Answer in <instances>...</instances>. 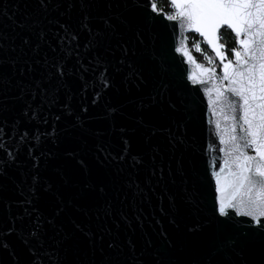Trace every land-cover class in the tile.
I'll list each match as a JSON object with an SVG mask.
<instances>
[{"label": "snow or ice", "instance_id": "snow-or-ice-1", "mask_svg": "<svg viewBox=\"0 0 264 264\" xmlns=\"http://www.w3.org/2000/svg\"><path fill=\"white\" fill-rule=\"evenodd\" d=\"M170 3L174 12L163 18L180 17L214 50L213 38L221 27L235 34L238 45L231 49L235 63H223L226 57L216 52L227 85L216 90L214 103L229 122L225 134L231 163L213 162L205 151L203 174L195 161L190 167L185 163L195 152V101L189 96L199 89L189 87L191 75L188 82L183 74L177 78L170 45L153 15L162 14L152 0L0 5V207H7L0 215V264H82L76 256L77 233H87L80 224L69 231L63 223L73 197L66 199L45 175L61 157L87 177L74 185L75 199L109 189L117 199L125 188L136 195V178L143 172L149 187L163 186L165 195L169 185H179L180 198L191 209L182 226L174 212L166 213L176 234L161 230L157 244L149 240L137 250L128 240L126 251L117 239L106 241L99 264H264V0ZM174 50L180 53L181 48ZM133 89L136 115L132 123L118 124L123 105L113 97ZM95 108H103L102 119L119 133L118 151L101 142L103 131L88 127ZM86 136L95 143L89 145ZM65 143L83 149L58 152ZM225 165L222 184V175L213 169ZM55 171L67 185L64 169ZM209 176L207 187L216 195L205 210L202 180ZM9 181L19 199H8ZM170 201L174 208V198ZM103 214H110V202ZM90 242L95 249V241Z\"/></svg>", "mask_w": 264, "mask_h": 264}, {"label": "water", "instance_id": "water-1", "mask_svg": "<svg viewBox=\"0 0 264 264\" xmlns=\"http://www.w3.org/2000/svg\"><path fill=\"white\" fill-rule=\"evenodd\" d=\"M170 1V0H169ZM7 2L9 5L16 3L17 0H0V5ZM21 7L25 3V0H20ZM152 3H154L152 1ZM155 4V3H154ZM11 14V9H9ZM162 15H155V18L160 21L157 26V31L164 37L169 47V57L174 58V71L177 74V78L183 74L185 82L189 75L192 76V81L189 82V87H195L199 89V93H190L189 98L194 100L192 117L195 128L194 149L195 152L188 159H186V166H191L192 161H195V166L198 171L203 174L205 161L208 157L203 155L205 151L211 152V158L213 162L219 158L220 164H223L225 160L231 163V159L227 154L229 147L228 137L225 134L228 121L224 120V114L221 112V105L216 101V90L223 87L220 75L210 67H206L199 63L195 56L188 51V45L186 42V34L195 33L201 37L209 51L214 55L220 65V74L223 76L222 62L216 55L219 51L224 55L225 47L220 42V31L224 28L221 27L216 36L213 38L216 49L214 50L211 45L202 37L199 33L180 23V17L175 20H166L163 17L166 16L164 12H158ZM6 22V21H5ZM0 30H3V24L0 23ZM234 34V33H233ZM235 35V34H234ZM182 41V43H181ZM175 47H180V53L175 52ZM225 56V55H224ZM226 57V56H225ZM230 60L225 59L223 63ZM235 63V60L232 61ZM205 69L211 70L205 71ZM225 86L227 85V81ZM138 94L135 89L131 92H121L119 96L113 97L114 103L123 105L121 109L123 112L122 116L117 117L118 124L128 125L132 123V117L136 115V105L133 101H137ZM76 103V101H74ZM215 111V114L213 112ZM93 116L95 117L88 124L93 130H100L104 132V136L101 138V142L111 143L112 151H118V132H112L109 125L102 119L104 115L103 108L92 109ZM211 121V124L209 123ZM220 124V128H216V124ZM211 127L213 134L209 135V128ZM221 138L224 139L225 143H221ZM89 145L95 143L92 137L86 136ZM83 149V145L79 143H65L62 144L58 152H64L65 149ZM218 148H224L225 152H219ZM91 158V157H90ZM62 167L64 169L65 178L68 183L65 185L64 180L55 171V168ZM218 174L223 176L228 172V166L225 165L223 168L215 167L213 169ZM46 177L50 178L55 186L60 187L62 194L66 199L73 197L72 206L67 210V213L63 219L65 227L71 231L73 224L77 223L83 226L87 235L77 233V248L76 256L82 261V264H99L100 257L103 252L106 251L104 248L105 242L110 239H117L119 243L125 246L126 251L127 241L131 240L135 243L137 250L142 247L145 242L151 240L154 244H157L162 239L160 235L161 230H164V235L176 234V225L169 223L166 213L174 212L177 215L180 224L185 222L186 218L191 215L190 207L180 198V186L169 185L167 194L164 193L163 186L149 187V181L146 179L145 174L141 172L136 178L140 183V192L136 195L133 192L128 191L127 188L123 190L120 198L117 199V194L109 189L104 195H100L99 191L93 194L87 200L75 199L76 189L75 184H79L84 181L87 177L79 173L72 166L64 164L63 157L52 162L49 167ZM12 176L16 181H20L21 177L16 172L12 173ZM211 177H207L202 180L203 199L201 204L205 210H210L213 197L216 195L214 190L209 191L208 182ZM155 185V181L151 182ZM214 183V182H213ZM191 187V185H189ZM125 194L126 197L125 198ZM226 192L220 193V195H226ZM8 199L11 201L14 198L19 199V194L14 188L11 181L8 182V191L6 193ZM170 197L174 198L175 207H172ZM110 202V214L104 215L105 209L109 208ZM11 210L15 213L18 208L15 203L12 204ZM163 210V211H162ZM87 211V215H85ZM7 212V207H0V215H4ZM99 214L100 218H97ZM138 218V219H137ZM131 224V227H129ZM111 232L109 236L107 233ZM90 240L95 241V249H93Z\"/></svg>", "mask_w": 264, "mask_h": 264}, {"label": "built area", "instance_id": "built-area-1", "mask_svg": "<svg viewBox=\"0 0 264 264\" xmlns=\"http://www.w3.org/2000/svg\"><path fill=\"white\" fill-rule=\"evenodd\" d=\"M155 5H156V0H152ZM170 2V1H169ZM158 12H162L161 10H158ZM174 12L172 5L170 3V7L168 10L167 15H172ZM179 17H177L176 19H178ZM194 35L197 36V38H194ZM186 42L188 45V51L191 52L194 56L197 55L200 59H201V63L202 65L206 66V67H210V68H214V62L211 60V57L209 55V53L205 50V46L206 43L205 41L199 37L197 34L195 33H188L186 34ZM221 75V74H220ZM221 80H222V76H221Z\"/></svg>", "mask_w": 264, "mask_h": 264}, {"label": "flooded vegetation", "instance_id": "flooded-vegetation-1", "mask_svg": "<svg viewBox=\"0 0 264 264\" xmlns=\"http://www.w3.org/2000/svg\"><path fill=\"white\" fill-rule=\"evenodd\" d=\"M223 32H228V34H231L232 35V38H233V40H234V42H235V46H234V48H237L238 49V45H237V43H236V36L231 32V30L230 29H227L226 27H224L221 31H220V33H223ZM220 42H221V44L225 47V50H224V55L226 56V58H227V60H230V61H234V58L232 57V54H231V50H229V48H228V44L227 43H225V42H222L221 41V37H220ZM210 52V51H209ZM211 53V52H210ZM210 53H209V55H210ZM212 55V56H211ZM211 55H210V57H211V60L214 62V68H213V70L214 71H216L219 75H220V65H219V63H218V61L216 60V58L214 57V55L211 53ZM195 58H196V56H195ZM196 60H197V58H196ZM198 61V60H197ZM199 62V61H198ZM221 76L222 75H220V79H221ZM223 77V76H222ZM221 82H222V84L225 86V82H224V80H221ZM247 154L248 155H254V153L253 152H251L250 150H248V152H247Z\"/></svg>", "mask_w": 264, "mask_h": 264}, {"label": "trees", "instance_id": "trees-1", "mask_svg": "<svg viewBox=\"0 0 264 264\" xmlns=\"http://www.w3.org/2000/svg\"><path fill=\"white\" fill-rule=\"evenodd\" d=\"M156 7H157L158 10H161L162 12L167 14L168 10H169V7H170V2H169V0H156ZM220 37H221V41L222 42H225V43L228 44L229 50L234 48L235 42H234L231 34H228V32H223V33H220ZM194 38H197V36L194 35ZM205 50L208 53H210L209 49L207 48V46H205ZM210 55H211V53H210ZM195 56H196L197 60L199 62H201V59L197 55H195Z\"/></svg>", "mask_w": 264, "mask_h": 264}]
</instances>
